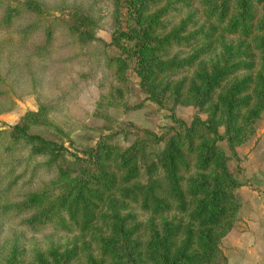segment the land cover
Listing matches in <instances>:
<instances>
[{
  "label": "rangeland",
  "instance_id": "374dc122",
  "mask_svg": "<svg viewBox=\"0 0 264 264\" xmlns=\"http://www.w3.org/2000/svg\"><path fill=\"white\" fill-rule=\"evenodd\" d=\"M168 1L172 2L144 3L152 10ZM188 1L190 7L179 2L168 4L162 20L176 24L192 11V20L202 22L205 16L201 0ZM235 2L230 1L231 15L237 8ZM246 12L250 13L248 20L254 27L251 34L236 37L240 42L238 52L242 53L238 58L251 62L252 68L241 67L233 75L240 78L250 73L254 81L253 75L263 64L257 43L264 29L256 24L264 19V0H250ZM214 16L208 23L215 22ZM127 18L125 0H0V264H36L37 254L42 260H50L52 249L60 253L72 247L77 257L66 259L63 264H123L122 260L126 264H162L145 255L158 248L153 242L164 232L162 219L180 223L181 229L175 235L177 243L186 236L191 221L185 212L144 214L129 203L120 210L138 214L135 219L141 224L131 235V242L140 240L142 244L121 245L113 253L117 257L106 258L100 255L92 239V234L97 233L94 229H32L22 221L29 212L15 211L9 205L18 202L23 192L47 183L57 164L72 165L68 163L73 162L70 153L81 156L82 148L98 140L125 150L140 146L145 152L150 147L156 152L162 145L146 139L149 132L166 138L188 125L194 114L206 116V111L191 101L172 98L162 86L165 79L176 80L188 71L159 73L160 80L153 88L158 101L150 99L146 86L139 84L126 50L131 41L111 39L118 30L126 28ZM231 40V36L223 37L224 43ZM218 41L217 35L208 39L211 49L204 57L213 60L221 49ZM205 42L202 39L191 48ZM229 49L232 50L230 46ZM191 50L173 47L163 57L173 52L181 57ZM250 86V111L245 113V121H238L239 134L231 141L232 149L226 139L213 137L211 132L195 139L196 143H203V149L209 143L218 145L214 156L218 162L224 160L225 166L198 170L191 165L194 158L189 166L197 174L195 179L210 178L215 172L217 183H230L232 195L225 200L218 223L208 224L211 227L206 235L202 226L190 225L195 243L188 252L194 251L196 260L181 262L168 258L164 264H264V85L258 82ZM26 111H33L34 115L26 116ZM17 122L26 123L30 132L62 144L65 150L52 161L36 165L47 155L28 154L29 147L23 139L10 131ZM217 122L216 114L212 124L222 133L223 125ZM145 155L146 159L155 160L154 152ZM186 174L195 176L191 172ZM104 207L102 204L99 211ZM96 225L101 234L110 233L104 223ZM90 254L94 256L92 262L87 260Z\"/></svg>",
  "mask_w": 264,
  "mask_h": 264
},
{
  "label": "trees",
  "instance_id": "16d2710c",
  "mask_svg": "<svg viewBox=\"0 0 264 264\" xmlns=\"http://www.w3.org/2000/svg\"><path fill=\"white\" fill-rule=\"evenodd\" d=\"M230 1L201 0L205 16L202 22L192 20L191 11L176 24H169L162 20L168 4L179 2L190 7L188 0L168 1L164 6L152 10L144 0H125L128 23L125 29L118 30L111 39L114 42L120 38L131 41L126 50L130 52L139 84L146 86L150 99L157 102L158 98L153 90L160 80L157 75L162 72L173 74L188 71V74L176 80L172 77L165 79L162 86L170 91L172 98L191 101L198 109L206 111V116L201 118L199 114H194L188 125H183L181 130L174 131L166 138L149 132L146 139L162 145L156 152L152 147L145 152L140 146L125 150L120 145L101 139L82 148L81 156L70 153L73 155V162L68 163L72 165L57 164L54 176L47 183L35 190L23 192L18 202L9 204L15 211L29 212L28 216L22 217L25 225L32 229L50 226L68 232L94 229L97 233L92 234V239L100 255L115 258L117 256H113V253L119 246L142 244L140 240L131 242V235L141 224L135 219L138 214L129 209L121 211L120 208L131 203L144 214H159L168 210L185 212L191 221L188 223L186 236L177 243L175 235L181 229L180 223L163 218L161 227L164 232L156 236V241L153 242L154 247L158 248L145 255H150L156 261L160 260L162 264L168 258L179 259L181 262L196 260L197 254L194 251L188 252L195 243L190 225L196 223L195 225L202 226L206 235L211 227L208 224L218 223L224 211V202L232 195V186L227 182L217 183L215 172H212L210 178H194L197 174L189 169L193 158L191 165L198 170L225 166L224 160L218 162L214 156L218 145L209 143L203 149V143H196L195 139L201 138L204 132H211L213 137L226 139L232 149L231 141L239 134L238 121H245L243 117L250 111L251 95L247 93L250 83L257 85L260 82L264 85V35L257 43L261 48L263 64L253 75L256 79L253 81L250 73L240 78L233 75L241 67L252 68L251 62L238 58L242 53L238 52L240 42L236 37L251 34L254 24L248 20L250 13L246 12L250 0H235L234 7L237 5L238 9L233 15L229 12ZM213 16L215 22L208 23ZM193 25L196 26L189 30ZM256 26L264 29V19L257 22ZM216 35L221 49L210 60L208 56L204 57L211 49L208 39L215 38ZM224 36H231L232 40L224 43ZM202 39L207 43L191 48ZM173 47H188L192 50L181 57L176 52L163 57ZM156 53L159 55H155ZM216 114L219 119L217 123L223 125L222 133H218L212 124ZM27 115L33 116L34 112L26 111ZM44 122L46 123V119ZM27 127L26 123L17 122L11 125L10 131L23 139L24 144L29 147V155H47L46 159L37 161L36 165L52 161L57 153L65 150L62 144L46 139L38 132H30ZM148 152L156 154L155 160L148 157L146 159L145 154L148 155ZM189 172L195 176L186 174ZM102 204L105 206L104 212L99 211ZM97 222L104 223V228L110 233L101 234L97 230ZM135 255L140 253L136 252ZM75 257L77 252L74 247L60 253L52 249L50 260H42L40 254H37L36 264L55 261L63 264L64 260ZM93 257L90 254L87 260L92 262ZM122 263L126 264L123 260Z\"/></svg>",
  "mask_w": 264,
  "mask_h": 264
}]
</instances>
